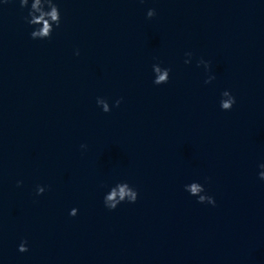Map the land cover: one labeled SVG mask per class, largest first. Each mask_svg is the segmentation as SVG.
Segmentation results:
<instances>
[{"label":"clouds","instance_id":"clouds-1","mask_svg":"<svg viewBox=\"0 0 264 264\" xmlns=\"http://www.w3.org/2000/svg\"><path fill=\"white\" fill-rule=\"evenodd\" d=\"M7 2V0H5ZM20 7L25 8L29 5V0H19ZM155 10L149 9L147 12L148 18L155 16ZM25 21L29 26H34L30 33L32 39H48L51 37L52 32L55 27H59L61 23V15L58 5L54 0H32L30 8L28 10V15L25 17ZM79 53L77 52V55ZM186 55L191 56V53H186ZM190 61L186 60L185 63ZM200 64H203L207 69L209 67V62L200 60ZM153 72L155 74V79L153 81L156 85L166 84L169 80L170 69L161 68L159 64H154ZM210 77L209 79H213ZM208 82V81H206ZM235 97L231 95L229 91H224L222 93V99L220 106L222 110L229 111L235 104ZM121 103L120 99L115 101V106H119ZM97 105L102 108L104 112H109L111 110L109 103L104 98H97ZM82 148L86 145H81ZM261 169H264V164L260 165ZM259 178L264 180V171L259 173ZM19 183V182H18ZM45 188L42 186H37V194H42ZM185 191L189 192L190 195L197 197L198 203H208L215 206V199L212 196L206 194L205 188L199 182H192L185 185ZM138 191L130 186L127 182L117 183L114 187L110 189L108 193L104 196V205L109 210H115L118 205L127 201L128 203H135L138 199ZM78 210L73 208L70 211L71 216H76ZM20 252H27V241L21 242L18 247Z\"/></svg>","mask_w":264,"mask_h":264}]
</instances>
